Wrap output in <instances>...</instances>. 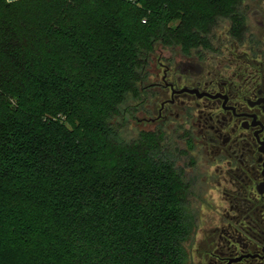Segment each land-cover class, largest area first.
<instances>
[{
    "label": "trees",
    "instance_id": "1",
    "mask_svg": "<svg viewBox=\"0 0 264 264\" xmlns=\"http://www.w3.org/2000/svg\"><path fill=\"white\" fill-rule=\"evenodd\" d=\"M236 1L0 0V264H188L189 183L122 106Z\"/></svg>",
    "mask_w": 264,
    "mask_h": 264
},
{
    "label": "flooded vegetation",
    "instance_id": "2",
    "mask_svg": "<svg viewBox=\"0 0 264 264\" xmlns=\"http://www.w3.org/2000/svg\"><path fill=\"white\" fill-rule=\"evenodd\" d=\"M206 38L146 60L143 121L186 146L191 264H264V0H237Z\"/></svg>",
    "mask_w": 264,
    "mask_h": 264
},
{
    "label": "rangeland",
    "instance_id": "3",
    "mask_svg": "<svg viewBox=\"0 0 264 264\" xmlns=\"http://www.w3.org/2000/svg\"><path fill=\"white\" fill-rule=\"evenodd\" d=\"M181 20L180 19H175L170 26L172 27H177L180 24ZM223 23L222 21H220L217 26V28H215V30L218 31H223ZM161 45L156 46L154 53L151 55L153 58H157L158 56V47H160ZM176 47V46H174ZM172 52L173 50L176 51V49H173V47L170 49ZM168 52H166L167 54ZM151 62L154 64V60L151 59ZM153 69V65H151V67ZM147 76L144 77V80H147L146 78ZM155 78H152L151 80H154ZM143 85V82H142ZM146 102H145V96L143 92H138V93H133L130 92L128 94V97L126 99V102L124 103V105L122 106V117L123 118L122 121L123 125L121 128V136L122 138H124L126 141H128V143L130 144H134L136 143V141L140 140L142 137L143 133H152V132H157L160 131L159 126L156 125H147L144 121H143V117H144V112H146ZM178 131V130H176ZM166 133V139H165V149L171 154V157L175 160L176 165L179 168H185L186 170L189 169L188 166V162H189V156L184 155L185 153H181V151L186 149V146L184 145V143H180L178 140H180L177 137L178 132L166 129L165 131ZM178 149H177V148ZM180 149V150H179ZM195 194V195H194ZM200 197L198 195V191L195 190L193 192L192 189V193L191 191H189V197H188V202H187V206L190 208V210L192 208H194V206H196V204H198V202ZM205 207V206H204ZM189 210V212H190ZM194 210V209H193ZM192 212V210H191ZM201 217H204V213H205V209H203L201 211ZM192 242V241H191ZM191 249V245L190 247L188 246V250ZM190 254V251H189ZM191 257L189 256L188 259V264L192 263V260L190 259Z\"/></svg>",
    "mask_w": 264,
    "mask_h": 264
},
{
    "label": "built area",
    "instance_id": "4",
    "mask_svg": "<svg viewBox=\"0 0 264 264\" xmlns=\"http://www.w3.org/2000/svg\"><path fill=\"white\" fill-rule=\"evenodd\" d=\"M8 2H15V1H18V0H7Z\"/></svg>",
    "mask_w": 264,
    "mask_h": 264
}]
</instances>
